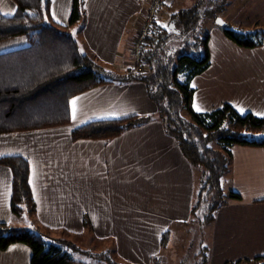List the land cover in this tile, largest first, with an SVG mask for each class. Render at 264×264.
Segmentation results:
<instances>
[{"label":"crops","instance_id":"1","mask_svg":"<svg viewBox=\"0 0 264 264\" xmlns=\"http://www.w3.org/2000/svg\"><path fill=\"white\" fill-rule=\"evenodd\" d=\"M150 1L85 0L87 20L82 34L90 51L85 54L116 68L117 47L111 42L103 44L99 30H125L132 20L137 28L147 8L143 4ZM170 2L175 0H166L163 6ZM208 2L210 10L220 4L218 0ZM219 2L227 6L219 16L227 17L231 27L264 29V0ZM57 5L67 14L53 21L73 28V0H53L51 10L56 13ZM204 7L199 13L203 14ZM123 12L122 18L119 15ZM15 13L13 0H0V14L11 17ZM202 22L206 28L212 24L208 19ZM208 36L211 67L193 82L195 110L209 112L229 104L241 115L264 117V46L241 48L215 29ZM27 46L26 37L6 40L0 42V54ZM127 68L121 66L117 72L120 80L115 83L72 98L69 124L0 135V158L21 156L29 161L40 226L83 235L87 215L98 238L116 239L118 253L125 261L161 264L154 256L161 253L162 234L168 230L171 242L175 239L177 228L191 219L194 201L195 173L177 142L157 120L111 142L72 139L75 129L93 121L155 115L157 107L145 84L121 83ZM225 179L228 191L225 189L223 206L207 226L208 262L245 264L249 260L251 264L264 257V147H233ZM11 190L12 172L0 165V223L12 226L16 218L11 214ZM232 192L239 198H231ZM31 256L29 247L16 244L0 250V264H30Z\"/></svg>","mask_w":264,"mask_h":264},{"label":"trees","instance_id":"2","mask_svg":"<svg viewBox=\"0 0 264 264\" xmlns=\"http://www.w3.org/2000/svg\"><path fill=\"white\" fill-rule=\"evenodd\" d=\"M52 1L13 0L16 13L11 17L0 14V42L18 37L28 40L27 47L0 54V135L67 125L71 119L69 101L72 98L116 82L105 77L100 61L81 53L79 43L68 26L53 21L50 16ZM208 1L171 16L179 34L158 22L157 10L151 33L140 47L142 72L138 73L131 65L121 78V83L145 84L157 107L155 115L93 121L72 132L74 142H111L128 131L160 121L166 134L177 142L194 173H200V192L191 209V217L197 219L200 226L210 224L223 206L225 191L222 179L231 168L232 148L264 147V117L252 113L241 115L229 104L209 112H198L194 108L196 89L193 82L211 67L209 36L199 35L197 24L206 19L215 22L227 8L223 3L210 10ZM204 4L205 10L201 14L199 9ZM86 20L85 0H73L70 26L79 25L83 31ZM224 35L244 49L264 46V29L245 31L227 24ZM173 44L182 46V49L171 63L164 53ZM0 165L12 172V216L20 218L28 214L36 218L37 204L30 185L29 161L21 156H5L0 158ZM230 197L239 198V195L232 192ZM200 207L202 211L199 213ZM37 226L35 232L0 223V250L23 244L31 249L30 264H86L75 260L73 251L76 248L72 244L67 241L60 244L48 242L41 232L44 227L39 223ZM61 233L65 234V231ZM84 233L93 234L87 215L84 217ZM103 240L106 242L108 239ZM170 243L171 234L167 230L161 237V249ZM70 248L73 251H69ZM113 252L101 253V260L96 264H127L125 261L116 262L113 258L117 253ZM256 261L264 264V257L253 262ZM234 264H240V261Z\"/></svg>","mask_w":264,"mask_h":264},{"label":"rangeland","instance_id":"3","mask_svg":"<svg viewBox=\"0 0 264 264\" xmlns=\"http://www.w3.org/2000/svg\"><path fill=\"white\" fill-rule=\"evenodd\" d=\"M204 1L205 0H175V3L170 2L167 6L164 7L163 5L166 2L165 0V2L158 9L159 11L161 7L163 6L162 8L163 14L160 17V23L165 28H170V26L173 24L171 22V16L173 13H175L177 10H180V9L191 8L197 3L204 2ZM219 1H222V0H218V2ZM146 3L147 2L143 4V7L145 8L148 6V4L146 5ZM219 3H220L219 6H221L223 5L224 2H219ZM56 11L58 14L55 12V9H53V11L51 10L50 16L52 17L53 20L54 18H56V16L59 17L61 20V18H63V16L65 17L67 14V13L63 14L61 12L59 5L56 6ZM119 16L122 18L125 17L124 12L122 13V15H119ZM220 18H222L225 23L228 22L227 17H220ZM200 23H204V22L200 20L197 24L199 28V35L205 37L207 34L208 35L210 34L211 30L215 29L220 34L225 36L224 35L225 26H221L217 24L216 21L213 22L209 28L205 27V23L204 25ZM134 24L135 23L132 20V23L125 30H121V31H116V30L114 31L106 30L105 31L102 29L99 30L100 33L102 31L101 35H99V38L103 44L106 42H111L117 47V63L118 64L116 68L107 66L103 62H100L101 63L100 65L106 68L105 77L107 78L109 77L114 80H120L119 73L117 72L121 70V66L123 65V67L127 66L129 68L133 64V56H131L130 53L132 52L131 50L132 49L131 48L132 39L136 35V31H137V28ZM233 28H236V27H233ZM69 31L71 32L75 40L79 43V48H80L81 53H84V54L88 53L89 49H88V46L85 44L86 40H84L83 38L82 31H80V26L79 25L74 26L73 28L69 29ZM181 49H182V46L173 44L171 48L165 51L164 56L166 57L167 60H170V62L172 63L175 61V55L178 54L181 51ZM215 148L218 149L217 146ZM199 174H200L199 172L195 173V184L193 185L192 192H191L192 197H194V201L195 199H197L198 193L200 192V185L198 181ZM222 187L224 191L225 189H227L225 176L222 179ZM198 211L200 213V211H202V207H200ZM192 220L193 222H191ZM37 225H38L37 216L35 218L28 214H24L22 217L16 218V220L13 222L12 227L29 228L30 230L37 232V227H38ZM207 226L208 225H202V226L197 225V219H194L193 217H191L187 225H185L182 228L180 227L177 228V231L179 232H177V236L175 237V239L166 248L161 249V253L154 256V260H158V262H160L161 264H204V261L206 260L207 261L206 264H209L208 262L209 251L207 250L208 244L206 242L207 231L209 227ZM48 230L49 228H45V227L41 229V232L45 234L47 241L50 243H56V244H60V242L64 243L65 241H67L70 244H72L76 249L73 251V248H70L69 251H73V256L75 260H77L78 262H82L86 264H96L99 262V260H101V255H102L101 253L103 254L112 253L114 250L117 254L115 255V257L114 256L112 257H114L113 259L116 260V262L118 263L126 262L127 264H130L129 262L125 261L121 255H119L117 241L115 238L108 239L105 242L103 238H98L95 235L94 230H93V234L84 233V235H81V234L72 235L66 230H58V231L53 230L50 232H48ZM62 231H65V234L61 233ZM261 263L263 262L256 261L251 264H261ZM229 264H233V263H229ZM245 264H250V263L245 262Z\"/></svg>","mask_w":264,"mask_h":264},{"label":"built area","instance_id":"4","mask_svg":"<svg viewBox=\"0 0 264 264\" xmlns=\"http://www.w3.org/2000/svg\"><path fill=\"white\" fill-rule=\"evenodd\" d=\"M165 2V0H151L149 7L144 13V16L140 18L136 35L132 40V56H133V68L138 72H142L140 47L144 44L145 38L151 33L153 26L154 13Z\"/></svg>","mask_w":264,"mask_h":264},{"label":"water","instance_id":"5","mask_svg":"<svg viewBox=\"0 0 264 264\" xmlns=\"http://www.w3.org/2000/svg\"><path fill=\"white\" fill-rule=\"evenodd\" d=\"M218 21H223V19L220 18V17L217 18L216 23L219 24V25H221V26H226V25H227V23H225L224 21H223V23H219ZM170 29H172L173 32L179 34V31L175 30V25H174V24H172V25L170 26Z\"/></svg>","mask_w":264,"mask_h":264},{"label":"snow or ice","instance_id":"6","mask_svg":"<svg viewBox=\"0 0 264 264\" xmlns=\"http://www.w3.org/2000/svg\"><path fill=\"white\" fill-rule=\"evenodd\" d=\"M219 23H223V21H218ZM72 104H73V116H75V104H76V101H72ZM199 110V109H197Z\"/></svg>","mask_w":264,"mask_h":264}]
</instances>
